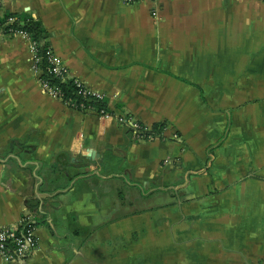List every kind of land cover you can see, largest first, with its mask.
I'll return each instance as SVG.
<instances>
[{"label": "crops", "instance_id": "0c3cea01", "mask_svg": "<svg viewBox=\"0 0 264 264\" xmlns=\"http://www.w3.org/2000/svg\"><path fill=\"white\" fill-rule=\"evenodd\" d=\"M9 17L107 115L43 92L31 37L0 34V228L37 237L0 264H264V0H0Z\"/></svg>", "mask_w": 264, "mask_h": 264}, {"label": "built area", "instance_id": "2783aa9c", "mask_svg": "<svg viewBox=\"0 0 264 264\" xmlns=\"http://www.w3.org/2000/svg\"><path fill=\"white\" fill-rule=\"evenodd\" d=\"M125 3H137L141 1L156 2L157 0H122ZM15 21V18L9 17L4 23L0 21V34H23L30 38V36L23 30L8 28L4 29V26L8 23ZM33 42V67L37 71L39 76V82L41 84L43 92L47 95L61 100L65 105L73 108L75 110H80L82 112H93L99 116L107 115V111L100 109L96 111L91 103L86 102L92 101H102L104 100V94L98 92L92 88H89L84 82L77 78H73L69 75V69L66 64H64L53 52V50L48 46L46 50V71L54 77L61 80H70L74 90L73 94L79 97L78 100L73 97H66L62 88L57 84H50L46 79L40 77V68H38V63L41 61L42 57L38 52V44L31 38ZM120 121H124L123 118H119ZM132 130L142 135L143 137H150L152 134H147L148 128L140 125L136 122H130ZM37 246V237L35 233V226H33L32 221L28 217L23 218L19 224L9 225L0 228V256L6 262L15 261L18 259H23L25 256L32 253V251Z\"/></svg>", "mask_w": 264, "mask_h": 264}, {"label": "trees", "instance_id": "16d2710c", "mask_svg": "<svg viewBox=\"0 0 264 264\" xmlns=\"http://www.w3.org/2000/svg\"><path fill=\"white\" fill-rule=\"evenodd\" d=\"M8 16H5L3 19H5ZM15 28L25 31L37 44H38V52L40 53V56L42 57L41 61L38 63V68H40V77L42 79H46L50 84H57L59 85L63 92L65 93L66 97H73L78 100H81L79 97L75 96L73 94L74 87L70 80H61L57 77H54V75L48 73L46 71V50L48 48V44L46 42V31L45 29L38 23L30 19H26L24 17L17 18L12 23H8L4 26V29L8 28ZM91 103V105L94 107L96 111L100 109H104L107 111V106L105 105V100L102 101H86ZM165 124L163 123H157L153 124L151 128L148 129L146 132L147 134H154L157 132H160L161 129L164 127ZM29 220H31L29 218ZM33 226L36 227L35 221L31 220Z\"/></svg>", "mask_w": 264, "mask_h": 264}, {"label": "rangeland", "instance_id": "374dc122", "mask_svg": "<svg viewBox=\"0 0 264 264\" xmlns=\"http://www.w3.org/2000/svg\"><path fill=\"white\" fill-rule=\"evenodd\" d=\"M161 199H162V200H164V199H165V193H163V196H162V198H161ZM161 199H160V200H161Z\"/></svg>", "mask_w": 264, "mask_h": 264}]
</instances>
